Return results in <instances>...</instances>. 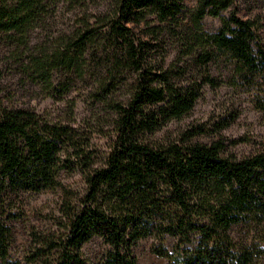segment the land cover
<instances>
[{"label": "trees", "instance_id": "1", "mask_svg": "<svg viewBox=\"0 0 264 264\" xmlns=\"http://www.w3.org/2000/svg\"><path fill=\"white\" fill-rule=\"evenodd\" d=\"M234 1L197 0L184 22L182 0H117L112 18L82 21L68 53H58L47 67L77 68L86 46L103 34L135 74L127 102L112 105L114 139L99 165L86 150L88 139L73 127L0 103V264H23L9 258L10 229L4 221L15 215L7 211V200L18 192L61 187V171H79L84 194L64 200L57 231L39 239L32 264H90L81 248L93 237L106 246L95 264H139L132 249L147 237L155 241L151 252L167 264H264V149L237 159L220 141L187 142L192 133L177 142L148 139L168 120L189 112L203 85L221 84L209 72L220 58L228 63L231 81L264 86L259 35L264 25L234 12L221 17ZM44 2L0 0V32L26 34ZM146 15L166 25L150 30L166 28L177 37L179 57L205 68L199 83L179 87L168 72L157 71L129 25ZM205 16L220 18L216 32L202 30ZM238 227H243L240 237Z\"/></svg>", "mask_w": 264, "mask_h": 264}, {"label": "rangeland", "instance_id": "2", "mask_svg": "<svg viewBox=\"0 0 264 264\" xmlns=\"http://www.w3.org/2000/svg\"><path fill=\"white\" fill-rule=\"evenodd\" d=\"M196 1L182 0L185 7V14L180 15L182 21L186 22L188 11ZM116 2L45 0L26 34L0 32L1 105L73 127L81 139H88L86 150L93 151L96 165L107 155L114 139L116 115L112 105L127 102L135 74L122 62V51L114 49L103 34L97 44L86 46L84 55L77 58V68L61 65L49 69L47 66L58 53H68L84 28L82 21L93 23L98 17L112 18ZM230 12L244 20L258 19L264 25V0H235L221 17H227ZM138 19L129 25L134 35L145 42L143 47L157 71L168 72L172 83L179 87L199 83L205 68L195 65L187 56L179 57L177 37L166 28L150 30L156 25H166L159 24L151 15ZM220 24L219 17L205 16L201 21L202 30L207 33L216 32ZM259 35L264 46V28L259 29ZM209 72L221 84L213 88L203 85L193 108L180 118L168 120L148 137L149 141L177 142L192 133L194 136L187 142L220 141L225 153L237 159L263 150L264 86L231 81L228 63L223 58L211 64ZM58 179L61 187L38 193L18 192L7 200V211L15 215L4 221L10 229V260L32 264L29 258L40 247L39 239L57 231L64 200L69 196L77 200L84 194L85 185L79 171H61ZM241 233L243 227L235 229L236 237ZM173 242L170 237L166 239L168 249ZM154 244V239L147 237L132 249L139 264H167L166 259L151 252ZM105 248L101 238L93 237L81 251L90 264H95Z\"/></svg>", "mask_w": 264, "mask_h": 264}]
</instances>
